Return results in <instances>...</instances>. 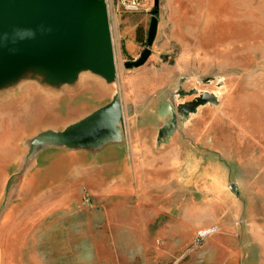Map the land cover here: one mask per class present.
<instances>
[{
  "label": "crops",
  "instance_id": "0c3cea01",
  "mask_svg": "<svg viewBox=\"0 0 264 264\" xmlns=\"http://www.w3.org/2000/svg\"><path fill=\"white\" fill-rule=\"evenodd\" d=\"M205 3L203 11L198 0H163L158 31L162 22H179L172 27L178 32L184 22L192 29V22L207 21L201 15L214 2ZM215 4L219 36L224 0ZM135 43L127 46L132 53ZM260 80L252 91L264 96ZM263 120L255 116L242 141L240 125L207 107L169 142H159L154 128L139 127L130 141L98 150L45 148L44 170L30 174L22 188L3 191L0 179V264H81L87 255L96 257L98 246L123 249L128 241L113 230L127 234L134 220L137 244L168 245L164 256L179 234L192 241L198 231L216 227L192 264H264ZM86 196L90 203L84 205Z\"/></svg>",
  "mask_w": 264,
  "mask_h": 264
},
{
  "label": "rangeland",
  "instance_id": "374dc122",
  "mask_svg": "<svg viewBox=\"0 0 264 264\" xmlns=\"http://www.w3.org/2000/svg\"><path fill=\"white\" fill-rule=\"evenodd\" d=\"M129 1L139 3L141 10L125 11L123 3ZM198 1L205 11L206 0ZM104 2L116 63L113 78L70 60L63 49L56 47L22 52L0 67L3 191L22 188L30 174L44 170L45 148H61L54 141L44 142L46 134L64 133L115 101L123 108L118 141H130L133 132L142 130L139 127L154 128L159 140L160 133L172 123L169 112L161 114L165 104L173 107L175 126L172 135L161 143L169 142L176 133L180 136V126L201 108L218 109L240 125L242 141L248 135L249 122L255 116L264 119V96L252 91L264 79V0H224V20L219 19L223 35L219 36L212 21L216 0L201 15L207 21L192 22V29L184 22L187 26L178 33L172 27L179 22H162L165 24L157 33L151 57L144 66L131 70L125 64L139 60L147 48L155 0ZM162 2L158 3V19L165 16ZM182 32H207L209 36H182ZM131 41L136 42L133 53L127 48ZM204 96L213 97L216 103L208 102L192 111L190 106ZM242 183L248 187L249 182ZM87 203L90 198L86 196L82 204ZM129 227L128 235L113 230L114 237L128 241L123 249L116 243L104 246V250L98 246L96 257L93 253L87 255V261L81 264H192L193 256L205 244L198 248L196 235L188 241L179 234L177 243L169 246L173 249L171 255L164 256L162 252L168 253V245H138L136 221H130ZM82 248L88 253V246ZM156 248L161 250L160 255Z\"/></svg>",
  "mask_w": 264,
  "mask_h": 264
},
{
  "label": "water",
  "instance_id": "95a60500",
  "mask_svg": "<svg viewBox=\"0 0 264 264\" xmlns=\"http://www.w3.org/2000/svg\"><path fill=\"white\" fill-rule=\"evenodd\" d=\"M158 3L155 0L147 48L139 60L125 64L127 70L144 66L152 55L159 27ZM55 47L63 49L70 60L113 78L116 63L104 0H0V67L22 52ZM208 102L215 104L216 100L204 96L190 106L191 110ZM168 112L172 123L160 133L159 142L174 131L173 107L163 105L161 114ZM122 121V105L115 101L64 133L46 134L44 142L51 140L58 147L73 150H98L104 144L118 141Z\"/></svg>",
  "mask_w": 264,
  "mask_h": 264
},
{
  "label": "built area",
  "instance_id": "2783aa9c",
  "mask_svg": "<svg viewBox=\"0 0 264 264\" xmlns=\"http://www.w3.org/2000/svg\"><path fill=\"white\" fill-rule=\"evenodd\" d=\"M124 9L130 13H137L141 10L140 4L133 1H129L128 3H123ZM217 232L216 227H211L207 229H203L197 232L195 244L199 248L201 247L212 235Z\"/></svg>",
  "mask_w": 264,
  "mask_h": 264
}]
</instances>
